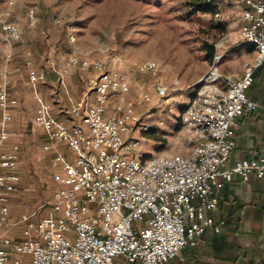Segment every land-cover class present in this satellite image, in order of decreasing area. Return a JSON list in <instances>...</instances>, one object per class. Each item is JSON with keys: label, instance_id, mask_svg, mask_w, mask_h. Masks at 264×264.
I'll return each instance as SVG.
<instances>
[{"label": "built area", "instance_id": "obj_1", "mask_svg": "<svg viewBox=\"0 0 264 264\" xmlns=\"http://www.w3.org/2000/svg\"><path fill=\"white\" fill-rule=\"evenodd\" d=\"M9 15L0 11V41L8 44L23 38L19 21ZM28 22L32 27L40 23L35 9ZM239 35L255 46L256 59L245 62L243 75L226 78L225 90L202 89L190 99L184 125L202 141L189 155L143 157L141 132L158 131V124L144 121L139 112L151 93L145 91L137 100L129 96L130 80L115 66L71 56L60 72L62 83L76 68L93 70L87 84L96 100L89 93L74 103L73 113L81 120L74 125L55 116L51 104L39 105L33 124L51 140L42 149L55 152L56 190L51 202L17 219L11 200L22 180L21 153L20 145L9 141L18 135L10 124L11 109L20 101L10 87L13 55L8 54L0 83V264H115L117 258L125 264H168L185 248L197 247L208 230L220 233L224 221L216 216L217 189L236 177L244 182L264 178V153L231 163L240 118L256 111L264 115V103L247 95L264 66V0H244ZM67 36L71 43L76 40L72 28ZM120 61L114 58V63ZM27 66L31 83L46 78L31 61ZM136 69L157 79L155 93L166 97L169 86L159 80L157 61L147 60ZM114 95V113L108 114ZM61 146H68L74 157ZM47 207L49 216L41 217Z\"/></svg>", "mask_w": 264, "mask_h": 264}, {"label": "rangeland", "instance_id": "obj_2", "mask_svg": "<svg viewBox=\"0 0 264 264\" xmlns=\"http://www.w3.org/2000/svg\"><path fill=\"white\" fill-rule=\"evenodd\" d=\"M241 4V0H15L10 5L9 0H0V11L18 20L23 30V41L11 45L0 41V72L8 52L17 54L16 62L20 63L24 45L37 39L41 40L38 60L42 63L51 46L57 65L73 55L102 60L131 81L132 97L140 100L143 92L151 93L150 100L139 105V112L144 121L157 123L158 131L141 132L143 157L189 155L202 141L184 125L190 99L202 89L225 90L229 87L225 78L254 57L239 35ZM31 9L40 15L36 27L28 22ZM69 28L76 35L73 43L67 36ZM117 56L121 61L114 63ZM147 60L160 66L159 80L169 86L165 98L155 93L157 79L136 69ZM215 69L221 77L210 81ZM93 73L74 69L80 85L71 93L73 97L87 90V77ZM52 84L48 98L60 104L64 93L59 83ZM24 88L29 90L30 86ZM22 138V180L11 200L15 219L26 210L51 202L56 190L53 156L35 148L31 137ZM50 209L47 207L41 217L49 216ZM16 255L32 259L30 254Z\"/></svg>", "mask_w": 264, "mask_h": 264}, {"label": "crops", "instance_id": "obj_3", "mask_svg": "<svg viewBox=\"0 0 264 264\" xmlns=\"http://www.w3.org/2000/svg\"><path fill=\"white\" fill-rule=\"evenodd\" d=\"M241 2L239 9L242 25L244 0H241ZM52 37H54V33H52ZM20 41H23V38ZM40 41L37 39L35 42L29 41L24 45L25 48H23L21 53L23 58L20 63L16 62L17 54L14 55L12 51L6 54V56L8 54L13 55L10 87L13 94L20 101L18 106L11 109L13 121L10 127L12 130L17 131L18 135L9 141V145L18 143L21 155V143L25 140L22 137H31L32 145L39 149L51 144V140L46 134L36 130L33 124L34 116L41 102L51 104L52 113L55 116L69 125H74L81 121L73 113L74 103L89 93L91 98L94 101L96 100L95 92H92L88 85L87 90L83 94L77 93V95L79 94L78 97L71 95L80 85L79 81L75 80L72 72L65 75L64 83H62L60 72L64 70L67 62L57 65L54 59L55 49L53 46L48 49V56L43 63L38 60L41 54ZM2 43L5 45L12 44ZM249 48L252 50L251 54L254 57L247 61H254L257 56L255 46L249 44ZM50 51H53L52 55H49ZM28 61L32 62V66L36 70L46 72L44 80L37 84L30 82ZM244 64L245 62L241 64L239 72L226 78L243 75ZM4 65L5 59L0 72V83L3 81L2 72ZM16 67H20L21 71L16 72ZM256 72L257 80L250 95L254 100L264 103V66ZM120 74L123 78H126L121 71ZM54 82L60 84L64 93V96H60L63 99L60 104L48 98V95L52 92L51 87L54 86L52 84ZM26 86H30V89L26 90L24 88ZM32 86H35V88L33 89ZM133 92V85L131 84L129 96L132 97ZM117 98L118 96L116 95L112 97L108 114L114 113ZM30 130L31 133L29 132ZM236 137L237 147L231 157V163L249 160L260 153H264V115L260 111H256L240 118V127L236 130ZM21 138L22 142L19 141ZM60 150L69 158L72 159L74 157L73 151L68 146H61ZM48 153L52 156L55 155L53 150ZM217 193L219 196V207L216 216L219 220L224 221L223 230L220 233L208 230L199 240L197 247L185 248L168 264H264V178L244 182L236 177L221 189H217ZM116 264H125V261L122 258H118Z\"/></svg>", "mask_w": 264, "mask_h": 264}, {"label": "trees", "instance_id": "obj_4", "mask_svg": "<svg viewBox=\"0 0 264 264\" xmlns=\"http://www.w3.org/2000/svg\"><path fill=\"white\" fill-rule=\"evenodd\" d=\"M210 59H212V56H210ZM256 80H257V72L255 73V81H254V83L252 84V86L249 88V90L247 92V95L253 100H254V98L251 97L250 93H251V90L254 89V85L256 83ZM45 141H47V140H45ZM116 261H117V259H116ZM116 261H115V264H116Z\"/></svg>", "mask_w": 264, "mask_h": 264}, {"label": "bare ground", "instance_id": "obj_5", "mask_svg": "<svg viewBox=\"0 0 264 264\" xmlns=\"http://www.w3.org/2000/svg\"><path fill=\"white\" fill-rule=\"evenodd\" d=\"M218 76V73L216 72V69L213 70L212 75H210V81L213 80V78H216Z\"/></svg>", "mask_w": 264, "mask_h": 264}]
</instances>
